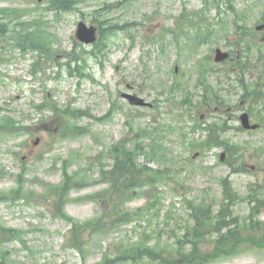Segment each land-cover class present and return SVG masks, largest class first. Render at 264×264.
<instances>
[{
  "label": "rangeland",
  "instance_id": "obj_1",
  "mask_svg": "<svg viewBox=\"0 0 264 264\" xmlns=\"http://www.w3.org/2000/svg\"><path fill=\"white\" fill-rule=\"evenodd\" d=\"M75 1V10L57 13L48 9L49 0H0V9L29 11L23 16L24 21H47L52 43L60 50L52 61L44 59V71L34 75L32 64L37 53L24 55L8 42L0 43V50L3 45L6 47L3 58L9 60L0 65V109L29 129L20 136L0 137V169L3 170L0 196L17 186V176L24 170L27 188L42 193V184L55 186L62 182L67 164L70 173L86 172L91 181L87 188L74 189L70 193L65 211L76 221H90L102 212L101 203L94 201L92 196L106 187L91 185V182L99 180L101 165L110 167L113 163L106 150L125 138L148 145V149L153 137L159 138L164 150L152 159L151 167L164 171L165 175L157 192L158 200L140 197L127 205L132 213L143 209L142 218L110 234L85 236V260L84 254L67 247L72 225L54 217L52 203L40 199L0 202L2 224L24 231V241L29 247L27 250L20 240H11L2 247L10 250L7 260L13 259L18 264H102L105 256L114 259L123 247L140 238L152 246L167 248L184 232V221L188 219L183 202L185 197L197 200L204 196L208 202L219 205L222 202L219 181L228 175L243 198L257 186L264 192L263 101L260 104L251 100L242 103L243 90L238 74L227 63H214L216 48L233 51L234 58L239 51L244 55L245 47L236 45L232 30L236 15L230 10L229 2L224 1L218 8L212 2L207 6L205 0ZM119 3L122 4L117 6ZM232 5L237 12L246 13L251 29L264 23V0H232ZM197 12L206 14L216 36L194 52L191 50L193 43L186 37L181 38L179 47L172 31L178 30L179 16L184 13L196 15ZM98 17L120 25L128 23L129 28L112 39L105 57L87 58L84 73L90 74L91 78L70 77L68 68L61 66L66 63L64 54L72 50L78 53H83L84 49L92 51V46L83 45L85 48H82L75 44L77 25L83 21L90 26ZM6 20L12 21L9 34L12 35L19 17L11 14ZM223 21L231 28L228 37L219 26ZM186 29L191 36L198 33L191 26ZM160 35L166 42H161ZM262 36L260 34L257 38L258 47ZM205 57L210 58L214 67L207 76L212 87L207 97L213 101L216 93L217 101L224 104V108L214 102L198 105L205 94L204 88L198 85L200 61ZM250 58L255 60V54ZM259 77L255 69L243 80L252 84L257 83ZM176 80L183 82L187 92L193 95V105L180 104L185 98L180 91L169 101L165 92ZM260 81L264 85V74ZM126 96H138V100L147 105L132 107ZM54 97L62 106L70 105L91 117L108 118L100 123L85 116L76 125L87 127L89 134L60 139L58 132L44 131L43 125L47 123H41L52 113L48 110L39 113L34 108ZM114 103H117V110L110 115ZM246 112L252 123L262 125L258 131L240 130L239 118ZM206 124H217L223 130L220 131L222 136L240 147L235 156L239 160L234 167L245 164L249 172L233 173L232 167L226 163L229 155L225 148L202 150L200 144L207 137ZM51 126L55 127V123ZM144 128L152 134L146 135ZM35 130L33 135L31 132ZM137 134L142 136L137 137ZM38 138L40 143L35 146ZM223 153L226 158L222 162ZM139 160L141 164L147 162L143 155ZM148 202L151 203L149 210L146 208ZM239 203L237 211L247 215L248 203ZM261 220H264V213ZM1 250L0 247V262L3 260ZM138 264L158 263L146 259ZM212 264H264V248L245 246L237 255L220 258Z\"/></svg>",
  "mask_w": 264,
  "mask_h": 264
},
{
  "label": "trees",
  "instance_id": "obj_2",
  "mask_svg": "<svg viewBox=\"0 0 264 264\" xmlns=\"http://www.w3.org/2000/svg\"><path fill=\"white\" fill-rule=\"evenodd\" d=\"M73 3H75L73 0H51L50 7L57 11H65L71 9ZM96 21L97 24L108 26L105 30H102L101 40L95 46V51L93 52V55L98 56L102 55L109 46L108 35L116 33V30L120 28L111 26L105 21ZM21 25L23 26L24 24ZM39 29L42 28L40 27L36 32H32L23 28L24 33L19 34L17 39L18 46L24 52L38 51L40 55H47L48 58H51L54 53L51 42L49 43L50 40L48 41L46 37H41L43 31ZM7 32L8 24L0 20V39L4 38ZM248 35L247 32H243L240 34V39ZM249 38H252V42L246 48L248 51H253L256 44L255 37L250 35ZM257 53L258 58L255 66H260L261 71H264V49L261 47ZM68 57L70 58L69 65L72 62L79 63V58L73 56V54H68ZM251 67L252 63L249 62L248 58L237 63V69L242 75H245ZM199 84L203 85L204 83L200 82ZM175 88L185 95V98L180 103L181 105H193V95L186 93V90L182 88V84L179 82L171 88V100H173ZM242 88L245 92L244 100H251L254 104H258L260 100L264 99V88L244 83H242ZM207 90L208 86L205 87V91ZM54 105L55 115L59 116L63 121L62 128L67 125L69 116L77 119L79 114H82L78 111H63L57 103H54ZM97 120L104 122L106 118ZM21 130L22 128L17 126V122L12 117L3 115L0 111V134H18ZM144 131L148 134L150 133L147 129H144ZM206 131L208 135L200 145L202 150L213 147L225 148L229 155L227 164L232 167V170L236 172L246 171L242 167L244 166L243 164H241V168L239 167L240 169L234 167L239 160L235 156L240 147L232 145L223 138L222 133H220L223 130L217 124H208ZM74 134L83 135L84 132L79 131ZM64 136L65 138L68 137L67 132L64 133ZM139 136L141 135L138 134L137 137ZM147 146L133 140H122L108 149L109 155L114 160L112 168L110 170L103 168L101 170V180L91 182V185L98 182L109 185L107 189L96 193L92 197L94 201L101 203L102 212L94 220L87 223L80 224L75 222L66 214L65 207L69 194L74 189L87 188L91 180L86 175L79 173L70 175V166L67 164L64 168L63 182L58 186H45L42 195L32 191L29 194H23L26 192L25 173L19 176L17 189L8 195L15 199H20L18 198L20 197L19 195H23L21 198L26 199L37 195V198L51 202L54 208V216L73 224L68 239L69 247L82 252L85 256L87 243L84 241V235L110 234L120 229L122 225L129 224L142 217V214H144L143 210L132 213L127 209V205L139 197H155L158 200L157 192L164 173L153 170L148 166V163L140 164L138 162L140 155L145 156L148 160L147 162L156 159L163 147L158 139L152 141L149 150ZM221 185L223 188V200L218 208L213 203H209L204 196L200 200L184 198L183 202L188 210V224L184 234L172 246L167 248H160L158 245L151 246L148 243L149 241L144 242L140 238L137 242L129 243L123 247L114 259L105 258L102 264H138L146 259L158 264H212L220 258L237 255L245 246L247 248H264V221H261V216L264 213V192L257 186L252 188L244 199L234 189L229 177L224 178L221 181ZM241 201L242 203L246 201L249 205V213L247 215H242L239 211H236V207L240 205L239 202ZM147 206L150 209L151 203L148 202ZM16 239L23 240V232L6 228L0 222V247L4 261H7L6 256H8L9 251L2 247L11 240Z\"/></svg>",
  "mask_w": 264,
  "mask_h": 264
},
{
  "label": "water",
  "instance_id": "obj_3",
  "mask_svg": "<svg viewBox=\"0 0 264 264\" xmlns=\"http://www.w3.org/2000/svg\"><path fill=\"white\" fill-rule=\"evenodd\" d=\"M262 29H264V26L258 27V30H262ZM77 37L82 42L92 43V42H94L96 40V29H94V28L87 29L84 24H80L79 30H78V33H77ZM263 41H264V39H263ZM227 58H228V54H223L221 51H217V60H216L217 62H222V61H224ZM130 99H131V101L134 100L138 104H143L142 101H140V100L137 101L135 98H130ZM241 121L243 123V126L246 129L255 130V129L258 128V126H251L250 125L249 116L247 114H245V115H243L241 117Z\"/></svg>",
  "mask_w": 264,
  "mask_h": 264
}]
</instances>
